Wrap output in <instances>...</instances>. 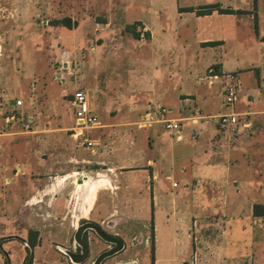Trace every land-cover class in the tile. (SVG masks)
<instances>
[{"label":"crops","instance_id":"0c3cea01","mask_svg":"<svg viewBox=\"0 0 264 264\" xmlns=\"http://www.w3.org/2000/svg\"><path fill=\"white\" fill-rule=\"evenodd\" d=\"M14 1L34 3L35 9L29 10L33 14L41 12L45 2L0 3ZM188 1L202 5L181 0H85L94 6L105 4L100 19L72 13V30L101 35L102 50L110 47L111 36L116 38L132 26L127 32L138 33V41L147 35L148 52L133 53L131 64L128 61L132 69L126 70L124 83L115 87L110 101L104 95L95 101L87 90L103 126L93 130L98 141L97 151H90L96 155L93 159L72 154V210L70 197L55 191L58 180L49 172L58 168L51 163L54 158L41 154L45 145L30 139L8 145L5 138L27 134L17 125L0 130L2 183L9 186L13 178L26 176L9 192L0 190L4 226L0 264H25L28 254L30 264H70L64 250L78 251L74 234L83 222L96 223L125 243L102 264L130 245L136 255L142 236L146 246L149 239L153 242L151 264H264V215L254 213L255 205H264V0ZM128 5L140 13L128 16ZM208 6L217 7L208 14L198 13ZM241 19L255 45L261 41L259 64L242 65L232 54L239 49ZM186 51H194V56L182 64L178 58ZM199 53L210 55V60L199 63ZM116 64L121 65L118 60ZM211 69L219 76L212 84L204 79ZM231 74L240 82L234 110L241 120L234 132L213 120L231 111L223 98ZM214 86L223 100V113L212 109ZM158 106L169 113L140 128V119ZM100 115L110 119L104 122ZM164 118L178 120L180 133L168 131L161 122ZM113 132L116 145L110 150ZM91 162L101 167L75 168ZM99 168L113 173L112 179H97ZM92 170L95 176H86ZM9 227L15 231L9 232ZM87 237L91 240L93 232L88 231ZM30 241L35 242L33 247ZM6 243L15 246L4 249ZM98 243L106 242L97 239L90 255L108 247Z\"/></svg>","mask_w":264,"mask_h":264},{"label":"rangeland","instance_id":"374dc122","mask_svg":"<svg viewBox=\"0 0 264 264\" xmlns=\"http://www.w3.org/2000/svg\"><path fill=\"white\" fill-rule=\"evenodd\" d=\"M181 3L202 5L201 2L197 4L196 1L188 0H181ZM104 5L102 2L96 6L94 3L90 5L85 0L76 2L45 0L41 7L42 11L33 14L29 10L32 7L35 9L34 3L17 1L0 3V130L5 125V117L14 108L15 101L23 99L25 113L36 118V132L29 135L16 134L4 140L12 146L29 139L45 145L41 154L45 158H54L51 163L58 168L49 172L58 180L59 185L55 191L70 197L71 210L72 154L83 160L93 159L96 155H93L85 147L73 143L70 136L69 129L74 126V109L70 102V94L77 88L83 87L92 93L95 101L97 99L99 101L101 95L106 96L110 101L114 95L115 87L124 83L127 76L126 70L132 69L131 66H128V61L130 60L131 64L133 53L148 52L145 46L147 43L146 34L142 41H138L136 33L131 35L127 29L122 30L116 38L109 36L110 47L107 50H102L100 44H102L103 38L101 35H93L88 32L83 34V32L72 30L73 12L78 15L85 14L83 16L94 17L98 21ZM255 6L257 5L255 4ZM139 11L138 9L131 10V6L128 5L125 14L131 16L140 13ZM68 19L71 24L66 27L65 20ZM137 26L135 24L136 28ZM239 32L241 45L239 44V49L232 54L239 59L242 65L259 64L261 58L259 57L260 53L258 54V46L262 47L261 41L255 45V40L248 37V28L243 19L239 23ZM93 46L96 47V50H91ZM190 56H194V51L184 52L178 60L182 64H186L187 59L190 60ZM210 57V55L204 57L202 53H199L197 61L206 63ZM116 60L120 62V66H117ZM123 62L125 67L122 66ZM254 76L252 75V77ZM211 93L215 96L213 111L217 114L225 112L223 100L218 96V86H214ZM261 94L264 98V85H262ZM113 112L115 115V111ZM100 117L104 122L110 119V117L103 118L102 115ZM213 120L217 122L216 118ZM95 134L96 131H92L90 136L94 138ZM111 139L108 143L110 150L116 145L115 132L111 133ZM95 166L101 167L91 162L78 164L75 168L88 171ZM98 171L100 175L96 176L97 179L110 181L113 177V173L106 172L103 168H99ZM92 172L87 173L86 176H95V170ZM65 175L67 176L64 177ZM25 178V175L13 178L9 186L4 185L0 179V190L5 189L9 192L10 189L21 185L20 182ZM3 229L4 226L0 225V232ZM13 231L15 229L9 227V232ZM141 240V250L136 252L137 256L134 255V248L130 245V247L127 246L126 251L120 253L113 260H109V264H122L130 261V264H151L150 255L153 242L149 239L146 246L143 236ZM96 242L97 239L92 237L93 252ZM98 244L101 248L106 246V243ZM14 246L13 243H6L3 248L13 249ZM95 255L94 253L90 255L87 260L88 264L93 263Z\"/></svg>","mask_w":264,"mask_h":264},{"label":"built area","instance_id":"2783aa9c","mask_svg":"<svg viewBox=\"0 0 264 264\" xmlns=\"http://www.w3.org/2000/svg\"><path fill=\"white\" fill-rule=\"evenodd\" d=\"M210 84L219 79L218 74L213 70L204 77ZM229 83L224 87L223 98L225 105L231 109L230 112L221 114L216 117L218 124L231 132H234L240 124V114L234 110L237 95L240 89V82L233 74L228 75ZM70 102L74 109V126L70 131L72 139L80 146L85 147L91 152H95L98 146V141L90 136L93 130L99 129L103 126L99 116L94 112L89 101V92L83 87L77 88L70 94ZM23 101L17 99L15 106L5 117L6 128L11 129L18 126L24 134H34L36 132V118L33 115H27L22 112ZM169 113V109L164 106H158L150 112L146 113L138 122L140 128L150 127L154 123L160 121V116H165ZM165 128L174 133L179 134L181 131L178 120L164 118L161 119Z\"/></svg>","mask_w":264,"mask_h":264},{"label":"water","instance_id":"95a60500","mask_svg":"<svg viewBox=\"0 0 264 264\" xmlns=\"http://www.w3.org/2000/svg\"><path fill=\"white\" fill-rule=\"evenodd\" d=\"M91 229L104 242L112 245L108 249L100 252L94 259L93 264H102L107 258L114 256L125 248L124 241L117 237L107 234L100 225L92 222L80 224L74 234V242L80 248V252L72 250H64V254L69 258L71 263L80 264L88 260L90 256V247L84 240V233ZM1 244V242H0Z\"/></svg>","mask_w":264,"mask_h":264},{"label":"trees","instance_id":"16d2710c","mask_svg":"<svg viewBox=\"0 0 264 264\" xmlns=\"http://www.w3.org/2000/svg\"><path fill=\"white\" fill-rule=\"evenodd\" d=\"M214 7H217V6H208V7H204L202 10H199L198 11V13L199 14H208V13H210L213 9H214ZM192 9L191 8H187L186 9V11H191ZM218 11L220 12V13H235L233 10H230V9H218ZM66 21V27L68 26H70V24H71V21H70V19H68V20H65ZM64 21V22H65ZM126 29L128 30V31H131V29H132V26H127L126 27ZM136 36L138 37L139 36V34L138 33H136ZM254 213L256 214V215H264V205H255L254 206ZM34 241H30V246L31 247H33L34 246Z\"/></svg>","mask_w":264,"mask_h":264},{"label":"flooded vegetation","instance_id":"af4514ba","mask_svg":"<svg viewBox=\"0 0 264 264\" xmlns=\"http://www.w3.org/2000/svg\"><path fill=\"white\" fill-rule=\"evenodd\" d=\"M83 223H86V222H83ZM83 223H81V224H83ZM88 231H92L91 229H89V230H87L85 233H84V240L88 243V245H89V247H90V251H91V240L87 237V232ZM93 232V234H94V238H96V239H98L100 242H104L103 240H101L95 233H94V231H92ZM107 233V232H106ZM108 234V233H107ZM111 235V234H110ZM112 236H114V235H112ZM108 244V247L106 248V249H108L109 247H111L112 245H110L109 243H107ZM106 249H104V250H106ZM104 250H102V251H104ZM101 251V252H102ZM80 252V248L78 247V251H77V253H79ZM99 254V253H98ZM97 254V255H98ZM90 257V256H89ZM68 260H69V258H68ZM29 261H30V255L28 254V256H27V258H26V262H25V264H29ZM70 261V260H69ZM84 263V262H83ZM70 264H74V263H71L70 262ZM80 264H82V263H80Z\"/></svg>","mask_w":264,"mask_h":264}]
</instances>
